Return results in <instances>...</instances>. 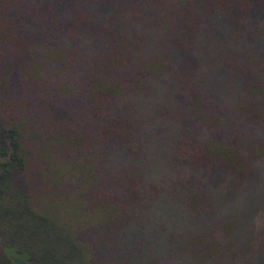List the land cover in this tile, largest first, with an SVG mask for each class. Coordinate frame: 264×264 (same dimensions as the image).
Masks as SVG:
<instances>
[{
	"label": "trees",
	"instance_id": "1",
	"mask_svg": "<svg viewBox=\"0 0 264 264\" xmlns=\"http://www.w3.org/2000/svg\"><path fill=\"white\" fill-rule=\"evenodd\" d=\"M195 2L0 0V264L242 262L204 251L212 208L199 192L246 181L264 160L258 60L239 50L197 71L177 46L201 14L218 39L245 42L264 0ZM218 69L261 104L237 114L213 86ZM151 168L172 189L149 181ZM171 197L198 228L161 224ZM254 210L264 239V201Z\"/></svg>",
	"mask_w": 264,
	"mask_h": 264
},
{
	"label": "rangeland",
	"instance_id": "2",
	"mask_svg": "<svg viewBox=\"0 0 264 264\" xmlns=\"http://www.w3.org/2000/svg\"><path fill=\"white\" fill-rule=\"evenodd\" d=\"M204 1L205 0H196V2ZM211 1L219 0H206V3L209 4ZM257 10L259 12H257L251 20L245 42L241 40L239 33L234 32L226 34L221 39H218L216 37L218 33L216 28L211 30L208 27L210 23L208 17L201 14L198 23L188 28L187 43L177 47L179 49H191L186 55V58L188 63L194 66L197 71H202L205 67H212L219 61L226 62L232 55L236 59L235 53L239 50H245V54L248 55L249 52L257 58L261 71L258 80L259 86L264 87V5H259ZM222 14L223 11H220L216 16L214 12L217 23L222 24L223 19H226V15L223 18ZM247 40H249V44ZM163 42V37H156L153 47L160 51ZM198 42L205 44L203 49H197L196 46ZM214 72L212 73L214 88L219 86L224 88L226 90V100L230 103L238 102L239 110L236 111L237 114L241 115L243 109L249 110L252 106H259L261 104V92L249 93L245 92L244 89H238L239 86L244 87V80H239L241 79L239 75L234 74L232 77L230 76L231 79L226 86L227 81L225 79L228 78L226 71L218 69L217 72ZM11 84L14 85V83ZM177 84L178 82L173 79L174 90L172 93H175V95L178 93L176 89ZM159 90H161V86H157L153 90L151 98H154V100L163 99L162 96L157 94ZM19 91L20 89H17L13 92V95L18 97ZM151 91L152 88L148 89V93ZM211 92L213 91H206L207 94ZM10 95L14 99L11 93ZM225 98L222 97L221 99L225 102ZM181 110L188 109L182 108ZM201 111L202 110H197L196 112ZM259 112L263 115L260 125L264 127V106L259 107ZM261 135L262 139L259 143L264 148V129ZM152 159L158 162L155 157H152ZM253 167L254 172L251 173L253 176L245 179L246 181L243 179L231 181L230 185H227L228 187L224 189L216 187L213 190L208 189V191L199 192L204 199L208 200L212 208L210 218L205 221L212 225L206 224L207 232L205 230V233H207L206 236L208 238L206 239L208 250L204 251H213L214 254L220 255V257L235 252L240 258L243 257L240 264H248L249 261H251L250 264H264V239H256L253 236L261 226V221L257 222V219L250 218L251 212H255L254 209L259 206L260 202L264 201V189H259L260 187L264 188V160H257ZM151 172L152 173H147V179L149 181L164 183V191L166 189H172L171 184L173 181L168 175L159 174L155 172L153 168H151ZM251 182H253V191L249 185ZM173 193L179 198L180 190H175ZM171 198L173 200L170 203L161 206L162 211L159 213L161 224H166L167 221L170 223L175 222V225L178 227H186L188 229L198 228L199 226L195 224L194 219L186 217L183 221L178 220L176 211H179V209L176 207V197ZM192 231H194V229H192ZM229 246H231V249L227 250L226 247ZM202 258H204V256Z\"/></svg>",
	"mask_w": 264,
	"mask_h": 264
}]
</instances>
